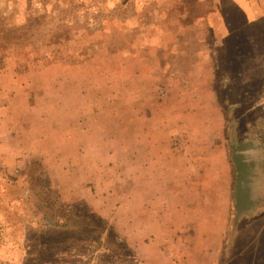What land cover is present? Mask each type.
<instances>
[{
    "label": "rangeland",
    "instance_id": "obj_1",
    "mask_svg": "<svg viewBox=\"0 0 264 264\" xmlns=\"http://www.w3.org/2000/svg\"><path fill=\"white\" fill-rule=\"evenodd\" d=\"M1 30L0 264H264L260 195L201 162L264 132V0H0Z\"/></svg>",
    "mask_w": 264,
    "mask_h": 264
},
{
    "label": "crops",
    "instance_id": "obj_2",
    "mask_svg": "<svg viewBox=\"0 0 264 264\" xmlns=\"http://www.w3.org/2000/svg\"><path fill=\"white\" fill-rule=\"evenodd\" d=\"M259 107L260 110L264 112L263 98H261L260 101L254 103L253 110H256ZM257 119L258 122L263 123L264 113L259 115ZM257 129L254 128L253 134L251 132L252 137L250 136V138L247 137L245 139V143L247 144L246 149L239 148L240 149L239 155L244 157L243 161L240 160V163H242V165L241 164L239 165L238 164L239 162L237 163V161H235V158L237 160L239 156L238 152H234V154L231 155V151L228 150L226 153L222 155L220 148L212 149L211 153L204 155L201 162L203 164L205 163V168L209 169V171H212L216 175L218 180H222L221 176H223V177H227L228 183H229V178H231L232 184H235L237 180L236 176L238 174V182L239 183L242 182L243 187L246 190V195H245L246 200H248V198H252L254 200L256 199V197H259L260 195L259 200L253 202L255 204L254 208L256 210H252L253 213L248 215L249 218L260 220L262 214H264V183H262L263 180H261V178L264 177V132H260ZM258 133L260 134V137ZM239 149H235V150H239ZM199 157L200 156L197 154L194 155V157H192V159L189 161L190 163L189 166L192 167L191 163L193 165L197 164V162L199 161L198 160ZM235 164H238L239 166ZM243 170L244 173L242 174L241 172ZM258 179L261 180L260 184L257 181ZM251 188L253 189L252 192H254V194L251 195V197H249L248 193L251 191L250 190Z\"/></svg>",
    "mask_w": 264,
    "mask_h": 264
},
{
    "label": "trees",
    "instance_id": "obj_3",
    "mask_svg": "<svg viewBox=\"0 0 264 264\" xmlns=\"http://www.w3.org/2000/svg\"><path fill=\"white\" fill-rule=\"evenodd\" d=\"M28 26V25H27ZM21 27V26H20ZM4 30H6V28H3ZM10 30H7V34H5L6 35V37L5 36H3L2 37V41L4 42L6 39L8 40V41H11V39H17V40H24L25 38L23 37V36H20V37H18V38H12V36L11 35H9L8 34V32H9ZM0 34H4L3 33V31L1 30L0 31ZM13 35H17V33L16 32H13ZM14 36V37H15ZM11 38V39H10ZM0 50H1V52L2 53H4L5 51H4V49H2V48H0ZM6 55L5 56H1V58H0V67H2L3 65H4V60L6 59Z\"/></svg>",
    "mask_w": 264,
    "mask_h": 264
}]
</instances>
